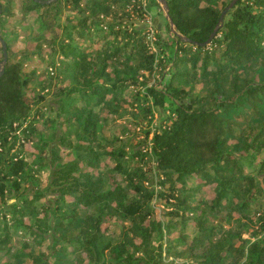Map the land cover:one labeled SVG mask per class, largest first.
<instances>
[{
	"label": "trees",
	"instance_id": "obj_1",
	"mask_svg": "<svg viewBox=\"0 0 264 264\" xmlns=\"http://www.w3.org/2000/svg\"><path fill=\"white\" fill-rule=\"evenodd\" d=\"M61 1L43 5L22 0L20 10L39 23L42 34H47L58 23ZM129 1L65 0L96 20L89 16L78 18L76 23L58 24L62 33H55V39L50 41L54 46L59 42L64 56L58 74H52L63 81L58 88L55 116L45 117L41 126L29 122L28 138L39 135L45 143L51 137L57 141L51 147V184L57 192V209L51 211L53 228L43 224L47 217H40L36 209L42 192L31 197L20 192L28 175L18 176L26 174L28 162L0 157V189L13 183L14 191L23 199L9 204L13 211L5 210L15 212L12 222L21 223L30 209V213L38 212L29 226L36 227V237L46 232L43 229L53 230V244L46 251L32 253L23 248L15 252L17 264H23L24 257L32 264H179L171 256L185 257L184 264H264V210L256 201L264 192V0H238L221 23L223 11L233 0H167L169 17L177 32H172L171 40L160 38L159 47L161 51L163 47L170 49L171 79L164 90L147 87L144 101L137 107L143 116L153 117V106L164 107L169 102L171 114L156 130L144 131L147 138L151 137L146 153L143 148L129 153L126 140L118 137L104 142L100 128L106 114L119 111L118 94L122 96L130 86L147 84L141 71L155 70V53L144 38L137 37V30L123 31L121 40L105 42L92 54L79 46L80 41L92 42L94 31L95 36L103 32L97 21ZM13 3L0 2V30L9 55L0 76L3 132L13 128L15 121L30 119L32 107L39 111V104L45 100L43 91L48 87V81L39 80L35 69L26 72L23 63L11 56L3 29L8 18L15 16ZM218 24L212 42L201 45ZM167 26H171L169 19ZM120 33L116 32L117 37ZM36 41L33 54L44 47ZM3 58L0 42V70ZM175 80L184 85L202 84L201 91L193 95L191 90L176 85ZM1 138L6 137L3 134ZM62 147L72 155L70 159L60 156ZM150 157L165 177L162 183L170 184L163 194L167 202L175 201L180 209L174 214L181 220L177 227L172 222L152 220L155 192L145 185L149 176L142 165ZM102 161L112 162L113 166L106 162V172L98 173L87 169H96ZM113 172L123 177L110 174L111 179H107L106 174ZM204 186L213 189V198L206 201L217 217L231 220L234 212L255 209L250 216L242 214L249 222L256 218L260 223L255 239L233 228L209 226L207 218H191L196 211L194 200ZM67 196H73L84 207L69 205V213L61 216ZM42 208L47 212L48 204H42ZM112 219L122 223L117 240L103 230L104 223ZM190 219L197 231L192 238L183 230ZM2 223L0 232L8 234L12 226L6 219ZM179 228L182 232L174 240L183 248L179 250L170 242L164 247L159 239ZM1 236L3 250L10 236ZM155 236L159 242L153 246Z\"/></svg>",
	"mask_w": 264,
	"mask_h": 264
},
{
	"label": "rangeland",
	"instance_id": "obj_2",
	"mask_svg": "<svg viewBox=\"0 0 264 264\" xmlns=\"http://www.w3.org/2000/svg\"><path fill=\"white\" fill-rule=\"evenodd\" d=\"M6 1L7 0H0V2L4 3ZM12 2H14L13 12L15 13V16L8 18L3 29L4 36L9 39L12 50L11 56L14 61L23 63L26 72L35 69L39 80L45 78V80L48 81V87L43 91L45 100L39 104V111L35 110L36 107H32L31 118L29 117L30 122H33L37 126H41L42 120L45 117L55 116L54 108L56 101L58 100V88L63 86L61 78L56 77L55 75L53 76L52 74H58L57 71L61 66L64 56L59 51V42L58 45L56 44V46H54L50 41L55 39L56 34L60 35L62 33V29L60 28V25H58L59 23L62 25L69 21H71V23H76L78 18L89 17L90 14L88 12H81L79 7H74L73 4L69 5L65 0H62L59 3L57 10L60 14V18L58 19V23H56L54 31L42 34V29H39V23L35 21L34 18L22 15L20 10L22 0H12ZM149 11L151 12L150 18L152 19L153 26L157 30V36L159 37L158 40L155 41L153 47L154 53L157 57V60H155V70L152 73L144 72V70L141 71V74L145 73V76L147 77V80H145L147 84L145 86H130L122 93V96L118 94L119 111L115 114H106L105 119L101 121L102 127L100 128V133H102V137L105 138V140H103L104 142H106V139L108 141H113L115 137L124 139L128 144L126 149L129 153L133 152V150H139L140 148H143L144 153L149 152L148 149L151 137L147 138L144 131L146 129L152 131L156 130L163 123L167 122V117L171 114V105L169 102H167L164 107L153 106V117L143 116L140 108L137 107L140 101H144V92L147 87L155 86L158 89H165L166 85L170 82L173 69L170 49L163 47L161 51V47H159L161 44L160 38L166 40L172 39V29L171 26H167L168 18H166L165 10L157 0H150ZM89 18L96 20L92 15ZM143 20H145V17L132 7V0H130L126 5L117 6L113 13L108 16H103L99 22L97 21L96 24L98 23L100 31L103 32H98L95 36L94 31L92 42L86 41L83 43V41H80L79 46L83 47L86 53L92 54L105 42H111L115 38L121 40L123 38V31L125 30H128V32L137 30V37L144 38L145 43L148 46V42L150 43L147 38L148 27ZM116 32L122 33L117 37ZM36 40L42 42L44 47L39 53L36 52V54H33V52L37 50ZM220 52V49H218V53ZM174 82L176 85L184 86L186 90H191L193 95H196L201 91L202 84L184 85L183 81L175 80ZM137 94H139V98H137ZM110 97L111 96H108V98ZM40 138L39 135L35 136V139H30V137L26 138L27 144L20 147V150L24 152L29 165L26 168V174L21 173L18 176V179L20 176L28 175L25 177L23 187L20 190V192H25L24 194L26 197H31L32 194L36 192H42L43 196L40 201L36 202L37 208H35L39 210L40 217H47L43 221V224L48 223L53 228L55 219L54 216H52L51 211L52 209H57L55 202L57 192H55L51 184V180L53 179L52 168L54 165L52 162L51 147L56 144L57 141H55L54 137H51L49 138V143H45ZM59 154L66 160L72 157L64 147L60 149ZM39 157L43 160H40ZM57 160L60 161L59 159ZM102 162L103 163H101L96 169H93L92 167H88L87 169L94 173H98L99 171L106 172L104 164L106 162L110 164L111 167L113 166L112 162ZM142 165L143 170H145L147 176H149V180L145 182V185L155 192V196L151 201V207L153 210L152 220L161 221L166 224L172 222L174 226H179L181 220L174 215L176 212H180L179 207L175 205L176 203L173 200L167 202L166 197L163 195L165 190L170 187V184L166 183V185H164L162 183L165 181V177L156 168V163L151 157L147 158ZM110 174L117 176L118 179L123 177L115 172L107 173L106 176L109 180L111 179ZM12 184L13 183H10L9 185V183H7L6 188L2 190L0 189V226H3L4 223H2V221L5 219L10 223L9 226H12L11 231H9L8 234L3 230L0 232L2 236H10L7 248L0 250V264H17L18 258L15 256V252H20L23 248H25L27 252L39 253L41 251H46L47 248L53 244V230L47 231V229H43L46 230L47 233L44 232L43 235L39 234L40 237H36V227L35 229L29 227L32 224V221H34V217L38 215L37 211H35V213H30L29 209L28 216L21 223H19V221L12 222V215H15V212H7L5 210L13 211L14 208L12 209L9 204L23 200L18 192L14 191ZM178 186H180V184H178ZM213 196L214 192L212 187L204 186L198 194V199L194 200L193 206H195L196 211L191 214V218H207L205 222L208 223L209 226L213 225L216 227L233 228L235 231L239 230L244 232V237L250 236L252 239H255V234L259 231L260 223L256 218L254 219V222H249L247 219L242 218V214L250 216L255 209L245 211L242 214L234 212L231 220L220 218L217 217L216 213L214 214L211 212L209 204L206 201L211 200ZM66 199L67 203H62L63 210L61 216H65L69 213L67 210L69 205H75L80 209H83V203L75 199L73 196H67ZM256 201L264 210V192L258 196ZM44 203L48 204L47 212L42 211V204ZM254 206L256 207V205ZM87 212L89 211H85V214ZM5 214L9 215V217H4ZM193 219H190V224H186L185 228L182 227L190 238H192L193 233L197 232ZM182 228L175 229L172 233L168 235L165 234L163 239H159L163 241L164 247L170 242L171 244H177V249L179 250L183 248L182 243L174 240L179 238ZM103 230L107 236L113 240H117L122 232V223L116 219H112L111 221L104 223ZM43 236L45 239L42 238ZM159 240L158 237L155 236L152 239L151 244L156 246ZM170 258L174 259L175 263L184 264L186 262L185 257L171 256ZM22 263L32 264V261L29 258L24 257L22 258Z\"/></svg>",
	"mask_w": 264,
	"mask_h": 264
},
{
	"label": "built area",
	"instance_id": "obj_3",
	"mask_svg": "<svg viewBox=\"0 0 264 264\" xmlns=\"http://www.w3.org/2000/svg\"><path fill=\"white\" fill-rule=\"evenodd\" d=\"M150 0H132V7L137 10L142 16L145 17L143 22L147 25V38L151 50L154 52V43L158 40L157 30L154 28L152 19L150 18L151 12L149 11ZM29 122L30 119L25 120L24 122H14L13 128H8V131L3 132L0 130V157L13 159L14 161H19L20 159L26 160L25 154L20 150L21 146L27 144V134L29 133ZM5 135V139H2L1 136ZM6 140V142H5ZM19 146V149H18ZM11 158V159H10ZM9 217V215H7Z\"/></svg>",
	"mask_w": 264,
	"mask_h": 264
},
{
	"label": "water",
	"instance_id": "obj_4",
	"mask_svg": "<svg viewBox=\"0 0 264 264\" xmlns=\"http://www.w3.org/2000/svg\"><path fill=\"white\" fill-rule=\"evenodd\" d=\"M34 1L37 2V3H41L43 5H47V4L55 3L58 0H34ZM157 1L160 3L161 6H163V8L165 10L166 18H168L169 21H170L172 32H177L175 30L173 22L170 20V17H169V7H168L167 0H157ZM237 1L238 0H233L230 3V5L225 8V10L223 11V13H222V15L220 17V23L224 20L225 16L229 12V10L236 4ZM1 14H2V7H1V4H0V16H1ZM219 26H220V24L217 25V27L212 32V34L209 37V39L207 41H205L204 43H202L201 45L206 46V45H208V44H210L212 42L213 38L216 36V34L218 32ZM0 42L3 45V55H4L3 61L1 62V64H2V67H1V70H0V76H1L3 74V72H4V70H3L4 64L7 62L8 56H9L8 52H7V44H6L5 40L3 39L2 35H1V30H0Z\"/></svg>",
	"mask_w": 264,
	"mask_h": 264
},
{
	"label": "crops",
	"instance_id": "obj_5",
	"mask_svg": "<svg viewBox=\"0 0 264 264\" xmlns=\"http://www.w3.org/2000/svg\"><path fill=\"white\" fill-rule=\"evenodd\" d=\"M165 18V17H164Z\"/></svg>",
	"mask_w": 264,
	"mask_h": 264
}]
</instances>
